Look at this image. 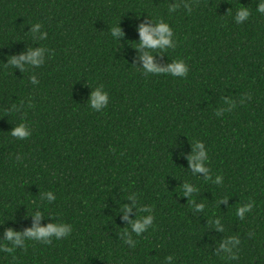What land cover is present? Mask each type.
<instances>
[{
  "label": "trees",
  "instance_id": "trees-1",
  "mask_svg": "<svg viewBox=\"0 0 264 264\" xmlns=\"http://www.w3.org/2000/svg\"><path fill=\"white\" fill-rule=\"evenodd\" d=\"M259 3L0 0V264H264ZM241 7L249 16L236 23ZM161 20L174 47L137 50L140 26ZM41 48L39 67L9 62ZM145 51L160 69L182 60L186 76L145 73ZM101 85L108 104L95 111L89 102ZM21 122L31 133L22 140L10 135ZM195 142L209 179L193 175ZM184 183L196 191L184 196ZM148 215L152 224L137 235L130 222ZM61 223L70 233L48 243L5 240L8 230ZM228 238L240 241L234 260L220 247Z\"/></svg>",
  "mask_w": 264,
  "mask_h": 264
},
{
  "label": "clouds",
  "instance_id": "clouds-1",
  "mask_svg": "<svg viewBox=\"0 0 264 264\" xmlns=\"http://www.w3.org/2000/svg\"><path fill=\"white\" fill-rule=\"evenodd\" d=\"M185 8L188 7L187 4L184 5ZM179 5L175 6H169L168 11L169 12H175ZM257 11L264 14V0H260V3L257 5ZM249 16V11L245 7H241L237 10L234 20L236 23H241L242 21L246 20ZM155 27H146L141 25L139 28V36H140V42L138 44H135V48L137 50L140 49H153V50H160L164 51L167 48L174 47L173 42V33L169 25L165 22L158 21L155 22ZM41 25L35 24L32 26L33 33H39V39H43L46 35L45 32L40 31ZM111 35L114 38H117L121 35L119 28L112 29ZM155 37V38H154ZM44 49H37L36 51L29 50V53L24 56H20L19 59L11 58L9 61L10 64L14 67H19L22 70L24 69L25 65L35 66L39 67L41 64V61L38 59L43 53ZM152 57L153 55L150 54V52L145 51L143 56L141 57L144 60V72L145 73H166L170 74L172 76H180L184 77L187 74V66L184 64L182 60H173L172 64L167 68H157L152 64ZM31 82L33 84L36 83L35 77H31ZM108 104V93L103 90V86H99L95 88V90L92 93L91 100L89 102V107L94 109L95 111H100L103 108H106ZM231 106V105H230ZM217 115H220V112L218 111L216 113ZM10 135L12 137H15L17 139H26L28 138L31 133L29 129L26 127L24 122H21L20 124L16 125L14 130L10 132ZM189 163L191 168L193 169V175L195 173H203L204 179H209V170L205 167V163L207 160V154L204 150V145L200 142H195L193 144V154L188 157ZM216 183L220 182V177L216 178ZM184 189V196H189L192 194L196 189L191 186L188 183H184L182 185ZM44 198L51 202L55 199V196L52 192L44 193ZM128 199L134 201V204L132 205L135 207V196H129ZM252 207L251 204H247L243 207H240L237 209V216L241 219L243 218V215L245 212L249 211ZM202 208V205L197 206V211H199ZM130 208L128 206H122L121 211L125 214V219H127V213L130 212ZM146 210V209H144ZM34 218L36 220H39L41 218L40 211H35L33 214ZM153 221V217L151 215H148L146 217H142L140 219H136L133 222H130L131 224V230L136 233L137 235H140L142 232H144ZM216 228L218 230H222V226L220 225L219 220L214 221ZM71 231V228L69 225L66 224H49L46 228H40V227H33L32 229L24 232L23 234L13 232L11 230H8L5 232V240L9 241L13 247H23L24 246V240L25 238L36 240V241H42L44 243L50 242V237H55L56 239H60L62 237L67 236ZM125 243L132 245L133 241L131 239H126ZM240 243L239 239L237 238H228L227 240H224L221 244L222 252L228 253L230 255L231 259H236L237 257L233 254V249L237 247V245ZM5 251H12V248H5ZM171 257H167V261H171Z\"/></svg>",
  "mask_w": 264,
  "mask_h": 264
}]
</instances>
